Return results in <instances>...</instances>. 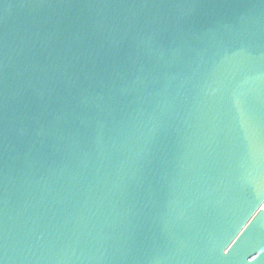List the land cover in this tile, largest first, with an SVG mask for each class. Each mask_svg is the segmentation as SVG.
Wrapping results in <instances>:
<instances>
[{
    "label": "water",
    "instance_id": "water-1",
    "mask_svg": "<svg viewBox=\"0 0 264 264\" xmlns=\"http://www.w3.org/2000/svg\"><path fill=\"white\" fill-rule=\"evenodd\" d=\"M0 264H264V0H0Z\"/></svg>",
    "mask_w": 264,
    "mask_h": 264
}]
</instances>
